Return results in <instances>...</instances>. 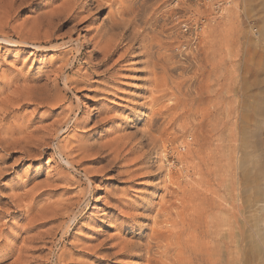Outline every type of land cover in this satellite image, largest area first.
Listing matches in <instances>:
<instances>
[{"label":"rangeland","instance_id":"374dc122","mask_svg":"<svg viewBox=\"0 0 264 264\" xmlns=\"http://www.w3.org/2000/svg\"><path fill=\"white\" fill-rule=\"evenodd\" d=\"M52 1L14 11L8 0H0V30L28 33ZM131 1H96L68 22L40 30L64 42V52L33 53L0 42V99L13 89L11 80L18 84L27 75L33 79L29 84L46 83L45 99L19 97L0 110L1 136L7 130L17 139L11 146L0 139V264H52L54 258L56 264H136L114 252L120 242H142L165 205L178 231L184 209L203 217L210 229L220 226L221 240L204 239L222 243L225 264L231 258L235 264H264V0H230L222 13L212 5L216 0H135L137 11L123 15L129 20L125 29L111 28L117 9H130ZM106 29L111 40L122 37L102 62V54L92 55L91 49ZM83 40L89 44L79 45ZM194 40L197 49H182ZM78 45L84 54L78 55ZM157 52L161 65L171 55L166 74L161 65L153 66ZM65 76L72 81L69 89ZM155 84L167 94L152 104ZM76 115L79 123L64 133ZM147 130L158 137L156 147L148 149L145 137L141 147L130 150ZM120 136L127 137L125 144ZM60 153L75 168L64 164ZM199 193L205 203L191 198ZM55 207L63 208L58 215ZM70 217L76 224L61 241ZM183 238H174V258Z\"/></svg>","mask_w":264,"mask_h":264},{"label":"bare ground","instance_id":"6f19581e","mask_svg":"<svg viewBox=\"0 0 264 264\" xmlns=\"http://www.w3.org/2000/svg\"><path fill=\"white\" fill-rule=\"evenodd\" d=\"M98 2V4H101V1L102 0H53L51 3L52 5V8L48 9L46 12L44 13H38V15L35 17V20L33 21V26H30L29 28V31L28 33L24 34V33H21L20 35V31L18 32H15V35L16 33H19L18 35L16 36H13L11 35L9 32L5 33V32H0V42H3V43H6L8 45H12V46H15V45H20V46H26V48L28 47L30 49V51H32L33 53H35L36 51H45L47 49H51V50H57V52H64V48H65V43L64 42H58L59 40L58 39H55V38H52L51 35H48V34H45V33H40L41 29L43 30L44 27L48 28L51 24H53L54 22H57L59 21L61 24H64L66 22H68L69 20H71L72 18L76 17L79 13V11L83 8H88V9H91L89 7H91L92 3L93 2ZM134 1H131L130 2V5L132 7H129L130 9H125V7H121L119 9H117V11L115 12L114 14V19H113V22L111 23L110 27L113 28V27H116V28H121V26L125 29V25L129 22V20H126L125 18H123L125 14H129V10H135L133 9L134 6L133 4ZM10 4V8L12 7V10L16 8H21V9H25V10H29V11H32L33 9L36 8L37 4L39 3V0H8V2ZM149 4V3H148ZM6 5V3H5ZM8 5V4H7ZM213 5V4H212ZM231 5L230 3V0H227V3L223 6V8H221V12L222 13L224 10H228L227 8H229ZM2 6V5H1ZM0 6V7H1ZM4 7V3H3V6L1 8ZM8 7V6H7ZM138 7V6H137ZM140 7V6H139ZM138 7V8H139ZM214 7V6H213ZM0 10L2 11L3 9ZM132 8V9H131ZM11 10V9H10ZM19 10V9H18ZM140 10V9H138ZM5 11L7 12V8L5 9ZM137 11V10H135ZM5 12V13H6ZM13 12V11H12ZM8 13V12H7ZM16 13V12H15ZM135 13V12H134ZM2 14V13H1ZM132 14V13H131ZM137 14V13H136ZM5 15V14H3ZM130 15V14H129ZM136 15H133L132 16V20L131 21H135ZM126 21H128L126 23ZM30 24V25H32ZM54 24V27L55 25ZM129 24V23H128ZM58 25V24H57ZM52 26V25H51ZM50 26V27H51ZM59 26V25H58ZM127 26V25H126ZM54 27H51L52 29ZM122 28V29H123ZM18 29V28H17ZM20 29V28H19ZM27 29V28H26ZM49 29V28H48ZM51 29V30H52ZM16 30V29H15ZM183 31H186V29L184 28ZM22 32V30H21ZM26 32V31H25ZM9 33V34H8ZM111 31L109 29H106V31L102 34L99 35V38L97 39V41L94 42L93 44V48L91 49L92 50V55H97V54H102V62L108 58V56L110 55V53L117 49L119 46H120V41H121V33L117 34V40H111L109 38L108 35H110ZM51 34V33H49ZM71 38V37H70ZM69 39V38H68ZM194 39V38H193ZM82 44H79V45H83V44H89V41H82L81 42ZM189 43V42H188ZM5 44V45H6ZM77 46V52H78V55H82L84 54V51L83 50H80V46ZM192 47L193 49H197V45L195 44V40L194 41H191L190 44L186 45H182V49H186L187 47ZM68 48V47H67ZM66 48V49H67ZM76 49V48H75ZM157 59L154 60L152 63H153V66H157V65H161L159 64V54L157 52ZM69 58V57H68ZM169 59H171V55H168V56H164L163 57V62H164V65H161L162 66V70L163 72H165L166 74V69H167V64H168V61ZM67 61H65L66 63ZM75 63V62H74ZM67 64V63H66ZM62 68V67H61ZM73 67L71 66L70 69H72ZM15 78V76H13V79ZM40 79V78H39ZM17 80V79H16ZM38 80V79H37ZM28 81H33V79L30 78V76H24L22 77V82L20 83H12V80H11V83H9V87L12 86V84H14L12 87L13 89H11L9 92V94L7 93L6 95V99L4 98H1L0 99V110H1V107H3V109H5L4 107L5 106H2V105H6L8 102L7 105H10L12 102H10L11 100H15V99H19L20 100H28L29 98L31 99L32 97H37L38 99L40 100H43L45 99V92L43 91L44 89V86H45V82L42 83L41 85H34V84H29L30 82ZM10 82V81H9ZM8 83V82H7ZM63 84H64V87H66L67 89H69L72 85V81H71V78L68 77V76H65L64 77V80H63ZM164 84V83H163ZM165 86V84H164ZM163 86V87H164ZM167 86V85H166ZM8 87V88H9ZM7 88V89H8ZM34 89H38V94L36 92L37 95H35L34 93ZM167 90V88H164V90ZM4 90V89H3ZM163 90V88H160L159 89V86L158 88L156 87V84L154 85V89L151 90V93L154 92V93H158L157 95L155 96H152L151 97V101H152V104H154L155 102L158 101L159 98H162L164 95H166L167 93H165ZM159 92H162L159 94ZM153 93V94H154ZM197 97V96H196ZM32 98V99H33ZM19 102V101H18ZM31 102V101H30ZM154 102V103H153ZM24 103V102H23ZM26 103V102H25ZM21 104V103H20ZM18 105V104H17ZM7 107V106H6ZM164 108V107H163ZM154 112V111H153ZM1 114V112H0ZM154 114V113H153ZM156 114V112H155ZM163 114L162 111H158L157 112V116L161 117ZM155 116V115H154ZM156 116V117H157ZM4 117V115H3ZM2 117V118H3ZM157 120V118L155 119H152L150 121V124H153L155 121ZM107 122V121H106ZM79 123V118H78V115L74 116L73 120H72V123L71 125L67 126L64 133L68 132L69 130H71L72 128H74L77 124ZM65 125L67 124L64 123ZM149 124V125H150ZM12 128V127H11ZM2 127H0V139L2 142L6 143V144H9V146L12 145V142H15L17 141V139H15L12 135L13 133H10V132H7V130L4 132V136H1L2 134ZM61 132L63 131V128H61L60 130L56 131V132ZM22 132V131H21ZM57 134V133H56ZM63 135V133H62ZM61 135V136H62ZM127 135V134H126ZM124 136V135H123ZM121 137L120 136V141L121 143L125 144V140L124 138H127V137ZM135 136V135H134ZM58 137V136H57ZM147 138L148 140V149L151 148H155L156 147V138H158L157 136H154L151 131L147 130L140 138H138L139 140H136V142L133 143V145L131 146V149L130 150H133V148H136V147H141L139 146L141 144V140L142 138ZM164 139H162L161 143L162 145H164ZM166 141V140H165ZM119 142V139L117 140L116 142V146H115V150H117L119 147H120V144L118 143ZM133 141L132 140H129V143H132ZM114 143V142H113ZM160 143V142H159ZM181 143V142H180ZM187 143H189L187 141ZM165 146V145H164ZM184 146V145H183ZM17 147V146H16ZM54 147H57L58 148V145L54 146ZM114 147V146H113ZM158 147V146H157ZM165 149V147H163ZM182 148V147H181ZM184 148V147H183ZM161 149V148H160ZM163 149V150H164ZM235 149V147H234ZM155 150V149H154ZM165 151V150H164ZM163 151V152H164ZM119 152V151H117ZM158 153V152H157ZM146 154H147V151L146 152H143L140 154V156H138V158H140L142 156L143 157H146ZM155 154V153H154ZM164 154V153H162ZM162 154L161 155H158V160L160 161L161 158H162ZM152 155V154H151ZM156 155V154H155ZM164 156H167V155H164ZM148 158V157H147ZM166 158V157H164ZM59 159L64 162V164H66L67 166H71L73 168H75L73 166V164L69 161V159L63 154V153H60L59 154ZM137 159V158H136ZM163 159V158H162ZM235 159V158H234ZM233 159V160H234ZM150 161V160H149ZM152 161V160H151ZM169 161V160H168ZM167 161V162H168ZM237 161H238V158H236V161L235 163L233 162V164H235V168L237 166ZM241 160H239V164L241 163L240 162ZM243 162V161H242ZM238 164V165H239ZM243 164V163H242ZM246 164V163H244ZM161 166V165H159ZM200 166V165H199ZM244 166V165H243ZM159 168V167H158ZM241 168V167H240ZM245 168V167H243ZM199 169V168H198ZM158 170V169H157ZM200 171V170H199ZM158 172V171H157ZM242 172V171H241ZM199 173V172H198ZM243 173V172H242ZM210 174V173H209ZM244 175V174H243ZM85 176L87 177V174H85ZM168 178L171 179L172 177L170 176V174L168 173L167 174ZM245 177V176H244ZM251 177V176H249ZM167 178V179H168ZM254 178V177H253ZM241 179V178H240ZM202 179H200L201 181ZM204 180V179H203ZM248 180V179H247ZM250 180H253V179H250ZM163 182L165 180H162ZM206 181V180H204ZM245 181V180H244ZM256 181V180H255ZM167 182V180H166ZM169 182V181H168ZM171 182V180H170ZM176 183V181L174 182ZM209 183V182H208ZM249 183V182H248ZM202 184V183H201ZM178 185V183L176 184ZM203 186V185H202ZM241 186V185H240ZM239 186V187H240ZM200 187V186H199ZM203 188V187H202ZM247 189V188H246ZM171 190V189H170ZM199 190V189H198ZM249 190V189H248ZM173 191V190H172ZM247 191V190H245ZM258 191V189H257ZM256 191V192H257ZM264 191V190H263ZM169 192V191H168ZM175 192V191H174ZM173 194V192H171ZM262 193V192H261ZM175 194V193H174ZM173 194V195H174ZM257 194H259V192H257ZM260 195V194H259ZM258 195V196H259ZM194 197L191 196V198H193V200H199L201 203H205V197L203 196V193H199V194H193ZM252 196V195H250ZM173 197V196H172ZM237 197V196H236ZM260 197V196H259ZM240 199V197H238ZM237 198V200H238ZM188 199V198H187ZM190 199V198H189ZM208 199V198H207ZM206 199V201H207ZM147 200V199H146ZM246 199H244L245 201ZM260 200V199H259ZM190 201V200H189ZM195 202V201H194ZM209 202V200H208ZM213 202V201H212ZM252 202V201H251ZM255 202V201H254ZM262 202V201H261ZM260 202V203H261ZM60 203V202H59ZM175 203V202H174ZM189 203V202H188ZM193 202H191L192 204ZM196 203V202H195ZM256 203V202H255ZM87 204V203H86ZM171 204V203H170ZM185 204V203H184ZM210 204V203H209ZM248 204V203H247ZM61 205V203H60ZM63 205V203H62ZM61 205V206H62ZM159 205H162V204H159ZM173 205V204H172ZM189 204H187L188 206ZM215 205V204H214ZM239 205V204H238ZM237 205V206H238ZM57 206V205H56ZM59 206V205H58ZM60 206V207H61ZM192 206V205H191ZM199 206V205H198ZM240 206V205H239ZM58 208V207H55V211H54V214L58 215V211L63 209V208ZM166 207V205H165ZM161 207L160 209H157V212L155 213V215L153 216L154 218L153 219V222H154V226L151 227L148 232L145 234V239L142 240V242H120L122 243L121 247H119V249L114 252V255L116 256H119V257H128V258H131L133 259V263H136V264H225L226 262H224V254L226 253H223V250L221 249V246L220 245H217V243L215 245L211 244L210 242L208 241H205L204 238H206L205 236H210L211 238H213L215 241H218L219 239L221 240L222 238V230L221 229H218L219 227H217V225L213 226L212 224V227L213 229H210V225L208 226L207 224L205 225H202L203 221H200L201 218L203 217H198L195 216L194 217V214L192 212L190 213H186L185 209L182 210L179 214L182 216V218H177V219H180V222H182V230L181 231H178L176 230V228H174V223L175 221H171L168 219V215L171 214L170 212L166 211L167 207ZM169 207V205H168ZM202 208V206H200ZM243 207V206H241ZM83 208V207H82ZM199 208V209H201ZM204 208V207H203ZM207 208H210L211 207H207ZM205 208L206 210H210V209H207ZM215 208V207H214ZM236 208V207H235ZM239 208V207H238ZM237 208V209H238ZM245 208V207H244ZM253 208V207H252ZM169 209V208H168ZM182 209V208H181ZM213 209V208H212ZM263 209V208H262ZM150 210V209H149ZM191 210V209H189ZM246 210V209H244ZM80 211V210H79ZM78 211V212H79ZM151 211V210H150ZM238 211V210H237ZM248 211H249V208H248ZM185 212V213H184ZM242 212V210L240 211V213ZM246 212V211H245ZM177 213V212H176ZM237 213V212H236ZM239 213V212H238ZM248 213V212H247ZM251 213V212H250ZM148 214V213H147ZM178 214V213H177ZM176 214V215H177ZM201 214V212H200ZM204 214V212L202 213ZM219 214V213H218ZM243 214V213H241ZM85 215V214H84ZM172 215V214H171ZM178 215V217L180 216ZM220 215V214H219ZM245 215V214H244ZM204 216V215H203ZM208 216V215H207ZM251 215H249L250 217ZM210 217V216H209ZM215 218L216 220V217L215 215L212 216V218ZM246 217V216H245ZM218 218V217H217ZM235 218V220H234ZM234 222L232 220L233 223H236L237 221V218H236V214H234ZM240 219V217H238ZM251 218V217H250ZM253 218V217H252ZM255 218V217H254ZM168 219V220H167ZM171 219V218H170ZM175 219V217H174ZM206 219V218H205ZM211 219V217H210ZM209 221H213L214 219L210 220ZM224 219V218H223ZM241 219H244V218H241ZM75 219L74 218H69L68 221L65 222L64 226L62 227V232H61V235H60V240L61 241H64L65 239H67V235L69 234L68 231L70 230L69 228L72 226L73 223H75L74 221ZM227 220V219H226ZM225 220V221H226ZM251 220H255V219H251ZM218 221V220H217ZM224 221V222H225ZM202 222V223H201ZM208 222V221H206ZM213 222H216V221H213ZM219 222V221H218ZM228 222V221H227ZM238 222V221H237ZM247 222V220L245 221ZM250 222V221H249ZM254 223H256L255 221H253ZM164 223V224H162ZM205 223V222H204ZM217 223V222H216ZM226 223V222H225ZM232 223V224H233ZM239 223H240V220H239ZM76 224V223H75ZM210 224V223H208ZM228 224V223H227ZM231 224V223H229ZM237 224V223H236ZM247 224V223H246ZM153 225V224H152ZM177 225V224H176ZM234 225V224H233ZM250 225V224H249ZM253 225V224H252ZM238 226V225H236ZM255 226V229L258 230L256 227V225L254 224ZM222 227V226H221ZM228 228V226H226ZM235 227V226H234ZM251 227V226H250ZM224 228V227H223ZM254 228V227H253ZM261 228V227H259ZM229 229V228H228ZM239 229V228H238ZM263 229V228H262ZM261 229V230H262ZM180 230V229H179ZM226 230V229H225ZM235 230V229H234ZM249 230V229H248ZM254 230V229H252ZM224 231V229H223ZM227 231V230H226ZM225 231V232H226ZM230 231V230H229ZM251 231V230H250ZM180 233L179 235L177 233ZM255 232V231H253ZM261 232V231H260ZM264 232V231H263ZM263 232L261 234H263ZM225 234V233H223ZM231 237L232 235H234V232L230 233ZM260 234V235H261ZM181 235V237L184 236L183 238V241L180 245V248H181V251L179 254H175V258H174V255H173V252H174V249L177 251V246L176 248L174 247L175 245V240L174 238ZM227 235V233H226ZM225 235V236H226ZM255 235V234H254ZM258 235V234H256ZM264 235V234H263ZM248 236V235H247ZM259 236V235H258ZM229 237V236H228ZM227 237V238H228ZM257 237V236H256ZM256 237L254 236V238L256 239ZM226 238V239H227ZM254 238H252V240H254ZM212 239V240H213ZM264 239V238H263ZM214 240H213V243H214ZM256 244V240H254ZM262 241V240H261ZM260 241V242H261ZM259 242V243H260ZM264 243V241H262ZM233 246H235L236 242L235 240H233ZM231 244V243H230ZM235 244V245H234ZM261 246V244H259ZM257 247V244L255 245ZM259 246V247H260ZM254 247V246H253ZM258 247V250H260V248ZM255 248V247H254ZM262 248V246H261ZM225 249L226 251V248H223ZM256 249V248H255ZM254 249V250H255ZM264 248H262L263 250ZM234 250V249H233ZM231 249V252L230 254L233 253L236 254V251H233ZM252 251V249H250ZM253 250V251H254ZM257 250V251H258ZM230 251V250H229ZM261 251V250H260ZM264 251V250H263ZM251 253V252H250ZM254 254V252H252ZM261 253V252H260ZM263 253V252H262ZM261 253V255H262ZM246 254V253H245ZM264 254V253H263ZM61 255V254H60ZM59 255V256H60ZM226 255H229V254H226ZM231 255V256H232ZM257 255V254H256ZM261 255L258 256V259H261ZM58 256V257H59ZM177 256V257H176ZM247 256V255H245ZM244 256V257H245ZM251 256V255H250ZM249 256V257H250ZM263 256V255H262ZM57 257V258H58ZM236 257V256H235ZM248 257V256H247ZM253 257V256H251ZM260 257V258H259ZM60 259V257H59ZM64 259V258H63ZM179 259V260H178ZM244 259V258H243ZM230 259H228L229 261ZM234 260V259H233ZM251 260V258L249 259ZM254 260V259H253ZM252 260V261H253ZM264 260V259H262ZM57 261L59 262V260L57 259ZM56 259L54 258L51 262L52 264H56L57 263ZM64 261V260H63ZM132 261V260H131ZM227 261V260H225ZM227 261V262H228ZM236 261V260H235ZM234 261V262H235ZM242 261V260H241ZM244 261H247V260H244ZM243 261V262H244ZM258 261V260H257ZM231 263L230 264H235L232 262V258H231ZM261 262V261H260ZM264 262V261H262ZM61 263V262H60ZM255 263V262H254ZM59 264V263H58ZM242 264V263H241ZM256 264H262V263H256Z\"/></svg>","mask_w":264,"mask_h":264},{"label":"built area","instance_id":"2783aa9c","mask_svg":"<svg viewBox=\"0 0 264 264\" xmlns=\"http://www.w3.org/2000/svg\"><path fill=\"white\" fill-rule=\"evenodd\" d=\"M207 1H212V0H207ZM226 3H227V0H216L213 3V6L216 10H220Z\"/></svg>","mask_w":264,"mask_h":264}]
</instances>
